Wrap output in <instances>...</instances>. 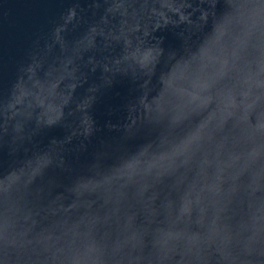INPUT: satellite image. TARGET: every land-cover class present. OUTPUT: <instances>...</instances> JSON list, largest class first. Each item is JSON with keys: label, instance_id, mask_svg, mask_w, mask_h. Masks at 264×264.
<instances>
[{"label": "water", "instance_id": "95a60500", "mask_svg": "<svg viewBox=\"0 0 264 264\" xmlns=\"http://www.w3.org/2000/svg\"><path fill=\"white\" fill-rule=\"evenodd\" d=\"M0 264H264V0H0Z\"/></svg>", "mask_w": 264, "mask_h": 264}]
</instances>
